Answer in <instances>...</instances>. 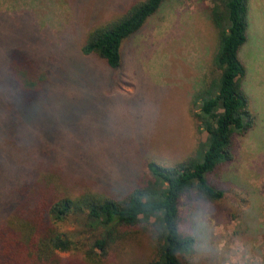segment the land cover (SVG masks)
Instances as JSON below:
<instances>
[{
    "label": "rangeland",
    "instance_id": "obj_1",
    "mask_svg": "<svg viewBox=\"0 0 264 264\" xmlns=\"http://www.w3.org/2000/svg\"><path fill=\"white\" fill-rule=\"evenodd\" d=\"M139 1L0 0V224L19 205L22 196L12 190L21 180L47 173L65 193L121 198L150 161L173 165L197 153L206 133L192 99L220 73L211 0H165L124 40L119 67L82 52L93 29ZM249 22L240 57L256 124L236 136L234 158L208 174L223 198L182 199V229L196 238L193 252L181 257L185 264H264V0H250ZM14 49L28 51L49 80L31 103L13 104L19 110L12 123L6 114L18 98L9 67ZM80 227L74 217L64 226ZM89 236L85 230L76 250L82 256ZM154 247L141 227L114 244L112 264H150Z\"/></svg>",
    "mask_w": 264,
    "mask_h": 264
},
{
    "label": "trees",
    "instance_id": "obj_2",
    "mask_svg": "<svg viewBox=\"0 0 264 264\" xmlns=\"http://www.w3.org/2000/svg\"><path fill=\"white\" fill-rule=\"evenodd\" d=\"M164 1L141 0L121 17L96 27L82 52L119 67L124 40L138 32ZM211 1L210 16L218 32L213 62L220 73L192 99L193 115L206 133L197 153L173 165L150 161L141 182L121 198L91 190L65 193L60 179L47 173L21 180L12 190L22 196L19 205L11 218L0 224V264H112L114 244L127 240L141 227L155 240L150 264H185L181 257L193 252L196 238L182 229V199L223 198L225 191L213 185L208 174L234 158L236 136L256 124L243 84L247 67L240 57L248 41L250 0ZM9 61L10 78L15 83L12 89L17 90L18 98L10 101L6 119L14 123L19 109L13 104L31 103L49 75L28 51L14 49ZM72 217L90 234L83 256L76 250L85 245V230L64 228ZM66 252L70 254H61Z\"/></svg>",
    "mask_w": 264,
    "mask_h": 264
}]
</instances>
